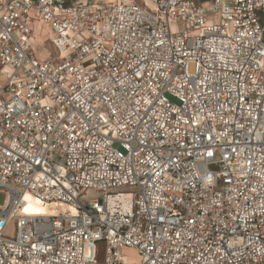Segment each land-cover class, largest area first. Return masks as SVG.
<instances>
[{"label":"built area","instance_id":"obj_1","mask_svg":"<svg viewBox=\"0 0 264 264\" xmlns=\"http://www.w3.org/2000/svg\"><path fill=\"white\" fill-rule=\"evenodd\" d=\"M0 192V264H264V0H0Z\"/></svg>","mask_w":264,"mask_h":264},{"label":"rangeland","instance_id":"obj_2","mask_svg":"<svg viewBox=\"0 0 264 264\" xmlns=\"http://www.w3.org/2000/svg\"><path fill=\"white\" fill-rule=\"evenodd\" d=\"M208 8V12H211L209 5H206ZM186 27L185 22H174L173 28L174 29H184ZM39 33V34H37ZM52 31L48 30V27L43 25L39 20L38 22H34V38L35 41H31V50H34V53L38 60L45 61L49 60L53 63H58L60 60L59 52L56 48L51 44L49 41L51 37ZM88 196H95L96 193L94 191H88ZM6 200V194L0 192V205L4 204ZM38 203L36 201H31V208L34 209L35 205ZM5 235L8 237H13L15 235V222H11L6 229ZM123 253L128 261L131 263H137L140 260V254L138 250L132 247H126L123 249Z\"/></svg>","mask_w":264,"mask_h":264},{"label":"crops","instance_id":"obj_3","mask_svg":"<svg viewBox=\"0 0 264 264\" xmlns=\"http://www.w3.org/2000/svg\"><path fill=\"white\" fill-rule=\"evenodd\" d=\"M74 1L75 2H83V3H85V2H92V3H97V4H104V3L108 2V1H117V0H74ZM43 25L45 26L46 24H43ZM46 26L48 27V30H50V27L48 25H46ZM33 30H34V26H33Z\"/></svg>","mask_w":264,"mask_h":264},{"label":"bare ground","instance_id":"obj_4","mask_svg":"<svg viewBox=\"0 0 264 264\" xmlns=\"http://www.w3.org/2000/svg\"><path fill=\"white\" fill-rule=\"evenodd\" d=\"M117 1H118V0H117ZM37 34H39V33H37ZM32 40L35 41V38H32ZM32 40H31V41H32ZM36 209H38V210H42V207H41L40 205H38V206H36Z\"/></svg>","mask_w":264,"mask_h":264}]
</instances>
